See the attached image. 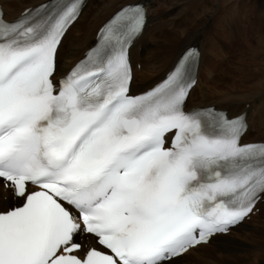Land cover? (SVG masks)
<instances>
[{"label":"snow or ice","instance_id":"6c2138e0","mask_svg":"<svg viewBox=\"0 0 264 264\" xmlns=\"http://www.w3.org/2000/svg\"><path fill=\"white\" fill-rule=\"evenodd\" d=\"M80 14L81 0L14 22L0 9V180L10 190L0 264H172L253 212L264 143H240L245 115L185 110L194 48L157 86L129 94L142 4L117 12L57 82L58 47Z\"/></svg>","mask_w":264,"mask_h":264},{"label":"bare ground","instance_id":"6f19581e","mask_svg":"<svg viewBox=\"0 0 264 264\" xmlns=\"http://www.w3.org/2000/svg\"><path fill=\"white\" fill-rule=\"evenodd\" d=\"M10 1V3H9ZM42 0H5L7 4V8L11 15L16 14L20 11L23 7H26L31 4H35ZM137 1H144L146 2L149 10L148 14V24L136 42V44L132 47V55L135 61V64L139 62V59L145 61L142 63L143 69L140 73H136V78L134 81V88L135 90H141L139 86H137L136 81L142 77L146 83L153 78H156L157 75L160 74L164 75V73L171 67L174 63L175 59L178 55L189 45L191 44H198L202 49V57L200 63V73H199V80L197 85L191 90L189 95V102L190 105H209V104H218L219 107L229 108L231 113L235 114L241 111L246 110L248 113V117L250 119V127L246 134V137L250 135L252 130L258 129L260 132L264 129V69L263 71L259 70L261 65H258V68L254 70H245L241 68L242 76L241 81L243 92L237 93H223L220 99H216L214 101L209 100L203 94L206 87L209 89H214L215 85L211 84L213 79L215 78L214 72L212 73V69L216 70L215 67H210V64L214 63V58L217 55L218 47H216V42L211 43L207 38V33L209 35L216 32V36H221L220 40H230V36L234 37V34L227 32L225 34V30L227 28H234V32H240L241 24L244 15L247 13L248 10H252L254 14H256L255 8L248 5H241V2H236L238 0H217L216 7L213 6V0H204L208 1L210 7L201 6L203 4L199 3L197 0H185L186 2H181V0H89L87 5L85 6L84 10L82 11L80 17L74 22V24L70 27V30L67 31L65 34L61 46L58 52V60L59 65L68 68L75 60L82 56L83 51L87 49L91 42L95 40V34L100 27V25L119 7L126 3L130 2H137ZM175 1V2H174ZM231 1V3H229ZM121 4L120 6H118ZM183 4H186L184 6ZM198 5L201 6L198 7ZM163 6L167 8H171L166 10L162 8ZM179 8V9H178ZM249 8V9H248ZM175 9L180 10L177 16L183 13L184 9V16L186 17L190 11V16L187 19V27L182 29V32L188 31L189 26L194 23H198L197 21H203L202 24L197 25L195 30L191 35V40H189L185 45H183L178 51L172 56H165L164 53L161 52V37L163 34L171 33V35L176 34L175 32H170L176 26V22L172 19V14L174 13ZM258 11L261 9L258 8ZM87 12H93L91 18V24L87 27H82L83 21L81 20ZM209 15L214 17L213 25L215 24V29L213 27L211 29H207L206 26L209 25V19L202 20L203 16L201 15ZM112 12V13H111ZM111 13V14H110ZM110 14L108 17L107 15ZM191 14H193V18H191ZM201 15V16H200ZM159 18V23H156L154 20ZM176 18V17H173ZM72 31H75V34H71ZM168 35V34H167ZM224 35V36H223ZM165 36V35H164ZM168 37V36H167ZM164 38V37H163ZM165 39V38H164ZM195 40L197 43H193ZM215 40V39H214ZM67 43V44H66ZM141 47V50H140ZM62 50V54H61ZM65 51V52H64ZM64 52V53H63ZM209 56L212 58L209 59ZM213 59V60H212ZM163 60L168 62L167 65H163ZM213 63H212V61ZM246 60V59H245ZM216 64V63H215ZM242 66L251 67V65H246L245 61H243ZM264 64V61H263ZM161 67V71L158 73L156 68ZM207 68L208 72L211 70V74L209 76V82H206L204 86L203 80L201 79V72L203 68ZM245 82H250L251 84L245 86ZM218 86V85H217ZM205 87V88H204ZM144 89V88H143ZM212 91V90H208ZM197 92L203 94V98L201 101L196 102L194 100V95ZM210 98V97H209ZM219 98V97H218ZM211 99V98H210ZM220 103H226L227 106H222ZM240 108V106H242ZM256 131V130H255ZM262 134L264 133L261 132ZM247 140V139H245ZM264 140V138H256V139H249L248 141H259ZM0 193L5 195H10V190L3 188V181L0 180ZM3 196V197H4ZM9 197V196H8ZM10 198V197H9ZM244 228V229H243ZM237 229H243L242 234H240L239 238H234L227 235H216L212 238L209 242L211 244L215 241L214 247L215 249L210 252L209 254H202L199 251L200 248L206 246L200 245L195 249H192L188 254H185L181 257L178 262L179 264H219V263H227L233 262V264H264V258L258 256L256 249L248 248V244L246 241L254 239L255 236V229L247 224V221H244L240 225L237 226ZM225 236V237H224ZM224 237L221 240L216 242V238ZM258 247H264V244ZM255 253V254H254ZM191 254L196 255H203L201 261L195 262L198 260L196 259H189ZM253 257L251 259L250 257Z\"/></svg>","mask_w":264,"mask_h":264},{"label":"rangeland","instance_id":"374dc122","mask_svg":"<svg viewBox=\"0 0 264 264\" xmlns=\"http://www.w3.org/2000/svg\"><path fill=\"white\" fill-rule=\"evenodd\" d=\"M29 1V0H28ZM96 1V0H95ZM199 3L203 4L201 6H209V4L207 3L208 1H204V0H197ZM175 2V1H174ZM181 2H186L185 0H181ZM214 4L213 6L216 7V4L218 3L217 0H213ZM241 2V5H248L249 8H251L250 6L255 8L256 14L253 13L252 10H248L247 13L244 15L245 18L242 19V21L240 22L241 27H240V32H234V28L230 29L227 28L224 32L226 35L227 32L234 34V37L231 35L230 36V40L224 39V40H220L222 38V35L216 36V32L214 33V31L212 32L211 35H209V32L207 33V38L209 40V42L214 43L216 42V47H218V49H216L217 51V55L214 58V63H213V59L211 60L213 63L210 64V67H215L216 70L212 69V73L214 72V74L216 75L215 78L213 79V82L211 84L215 85V89H209L208 87H206L205 91H204V95L205 97H207L209 100L214 101L216 99H220L222 97L223 93H235L234 91L236 90L237 93L243 92V87L242 84H244L241 81V76H242V71L241 68H244L245 70H254L256 68H258V65H261L259 67L260 71H263L264 69V0H238L236 1ZM10 3V1H9ZM229 3H231V1H229ZM121 4H119L118 6H120ZM184 6H186V4H183ZM200 5H198V7L201 8ZM162 8H165L166 10L171 9V8H167L165 6H163ZM248 8V9H249ZM260 8L261 10L258 11L257 9ZM179 9V8H178ZM175 9L174 13L172 14V19L176 22V26L173 30H171L170 32H175L176 34L171 35V33H165L163 34V36L161 37V52L164 53V57L165 56H172L178 51V49H180L183 45H185L189 40H191V35H193L192 33L197 30L196 26L197 25H201L203 21H197L198 23H194L191 24L189 26L188 31L182 32V29L187 27V19L190 16V11L188 13V15L185 17L184 16V9H183V13L179 16H177V14L180 12V10ZM112 13V12H111ZM110 13V14H111ZM201 15L202 12L200 11ZM108 14L107 17L110 15ZM93 12H87L84 15V17L81 19L83 21V25L82 27H87L89 24H91V18H92ZM200 15V16H201ZM204 19H209V25L206 26L207 29H211L213 27L214 30L215 29V24L213 25L214 22V17H211L209 15H202ZM176 17V18H173ZM191 18H193V14H191ZM156 23H159V18H156L154 20ZM165 35V36H164ZM223 35V36H224ZM168 36V37H167ZM165 39H164V38ZM215 39V40H214ZM93 43V41L91 42V44ZM193 43H197L195 40H193ZM67 44V43H66ZM90 44V45H91ZM198 45V44H197ZM86 50V49H85ZM84 50V51H85ZM141 50V47H140ZM83 51V52H84ZM65 52V51H64ZM63 52V53H64ZM61 54H62V50H61ZM212 58L211 56H209V59ZM246 59V60H245ZM142 60V59H141ZM139 59V61L141 63L145 61L142 60L141 61ZM245 61L246 65H251V67H245L242 66V62ZM163 65H167L168 62L163 60ZM216 63V64H215ZM161 67H157L156 70L159 73L161 71ZM211 72V70H210ZM210 72H208L207 68H203L202 72H201V79L203 80L204 86L206 85V82H209V76H210ZM140 72H137V74ZM163 74L161 75H157L156 78L151 79L150 81H148L147 83L142 80V77L140 78L139 75V79L136 81L137 86H139V88L143 89L146 88L148 86H150L153 82H155L158 78L162 77ZM251 84L250 82H245V86ZM218 85V86H217ZM205 88V87H204ZM208 90H212V91H208ZM203 94H196L195 95V101H201L203 98ZM211 99H210V98ZM219 97V98H218ZM222 106H227L228 104L226 103H220ZM242 106H240V108H242ZM256 130V131H255ZM252 130L250 135L246 137L247 140L249 139H256V138H264V133L262 134L261 132L264 131L261 130L260 132L258 131V129ZM1 182V181H0ZM4 195L0 193V204L3 203L4 201V197H10V195ZM255 218H253L252 220L249 221V226H251L252 228L255 229V236L254 239L248 240L246 241L248 244V248L250 249H256L255 252H257L256 257L260 256L262 258H264V247H258L257 246H261V244H264V209L261 211V213L257 214L256 216H254ZM238 230V229H237ZM240 234H242V231L239 233L238 237L235 236H231V233L229 234V236L234 237V238H239ZM237 236V234H235ZM225 237V236H224ZM224 237H218L216 238V242L218 240H221ZM241 238V237H240ZM203 248V247H202ZM202 248L199 249L198 252L202 253V254H209L210 252H212L215 247L213 245L212 249H205L203 248V250H201ZM208 248V247H207ZM255 254V253H254ZM204 256L203 255H196V254H191L189 256V259H196L198 258V260H196L195 262H199ZM251 259H253V257H250ZM214 264V262H212ZM230 264H233V262H229ZM179 264V262H178ZM210 264V263H207ZM219 264H227V263H219Z\"/></svg>","mask_w":264,"mask_h":264}]
</instances>
